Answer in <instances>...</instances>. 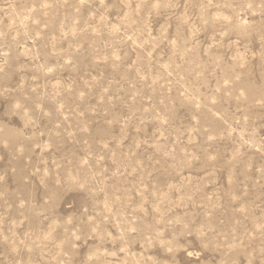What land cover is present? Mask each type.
<instances>
[{"label":"rangeland","instance_id":"374dc122","mask_svg":"<svg viewBox=\"0 0 264 264\" xmlns=\"http://www.w3.org/2000/svg\"><path fill=\"white\" fill-rule=\"evenodd\" d=\"M0 264H264V0H0Z\"/></svg>","mask_w":264,"mask_h":264}]
</instances>
